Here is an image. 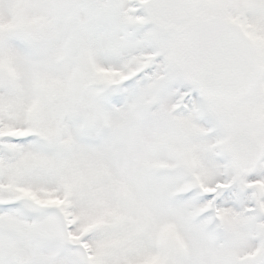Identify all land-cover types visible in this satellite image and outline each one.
<instances>
[{
  "label": "snow or ice",
  "instance_id": "snow-or-ice-1",
  "mask_svg": "<svg viewBox=\"0 0 264 264\" xmlns=\"http://www.w3.org/2000/svg\"><path fill=\"white\" fill-rule=\"evenodd\" d=\"M0 264H264V0H0Z\"/></svg>",
  "mask_w": 264,
  "mask_h": 264
}]
</instances>
